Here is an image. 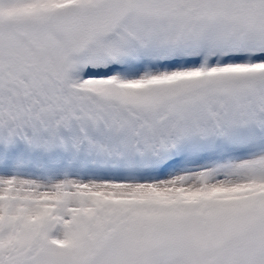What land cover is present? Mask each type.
<instances>
[{"label":"snow or ice","instance_id":"obj_1","mask_svg":"<svg viewBox=\"0 0 264 264\" xmlns=\"http://www.w3.org/2000/svg\"><path fill=\"white\" fill-rule=\"evenodd\" d=\"M0 264H264V0H0Z\"/></svg>","mask_w":264,"mask_h":264}]
</instances>
